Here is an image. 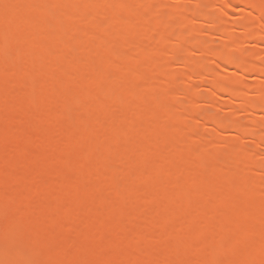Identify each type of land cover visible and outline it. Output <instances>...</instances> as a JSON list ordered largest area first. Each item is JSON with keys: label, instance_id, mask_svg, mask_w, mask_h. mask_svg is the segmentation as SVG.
I'll return each instance as SVG.
<instances>
[{"label": "rangeland", "instance_id": "1", "mask_svg": "<svg viewBox=\"0 0 264 264\" xmlns=\"http://www.w3.org/2000/svg\"><path fill=\"white\" fill-rule=\"evenodd\" d=\"M0 1H2L0 3L4 5L3 0ZM8 1L9 0H7V2ZM22 1H24V4ZM34 1L36 3L35 5ZM38 1L40 0H19V3L16 4V7L21 6V8L18 7L16 8L17 10L15 9L16 2L14 3L13 0L9 1L12 2V4L9 2V4L5 3L6 5L4 6L0 4V16L3 17L0 18L5 20L8 18L11 19L7 20L10 24L15 22V19L19 20L15 22V24L19 23L17 24L18 27L8 24L11 26L8 27L10 30L5 28L7 27L5 26L7 21H4L5 23H0L2 24V26L0 25L2 28L3 25L5 26L3 31H1L2 28L0 27V34L3 32L2 34L5 35L4 36L1 34L3 38H0V53L3 51V55H0V264H64V262L65 264H123L122 261L123 259L126 260V258L128 260L127 264H178L177 262L181 260V264H200L202 261H204V264H260V261L263 262L264 236L260 234L259 230L262 232L264 229V138L261 137L264 136V22L260 21L264 16V8H262L264 0H253L254 6H256L257 9H251L253 11L257 10L256 12L250 10L251 6L245 7V5H241L245 4L247 0H240V2L242 1L244 3L238 2L239 0H150L153 2V4H146L148 7L144 6L145 3H147L144 2V0H139L138 2H136V0L134 2L135 5L133 4L132 8L131 0H124L125 2L123 4L126 3L124 8H122L123 6H120V4L123 5L122 0H108L109 2L106 1L107 4L104 2L105 5H103V1L100 2L101 0L99 3H97L96 0L94 1V3H97L96 8L99 7V10L101 5L103 7L106 6L107 9L110 8L112 4V7H114V4L117 3L115 1H122L121 3L118 2V4L122 9H124H121L124 14L122 12V14H120L119 11L121 10L116 11V14L112 13L113 15L115 14V18H111L114 22L117 21L116 23H113L114 28L116 27L115 24L122 22L125 25V27H123L124 25L120 24V26L122 25L121 28L123 30H125L126 25H129V28L133 30L130 25L136 21L139 25L149 24V26L146 25V27H149L150 29H145L146 27L144 28L142 25L145 31L148 30L152 32V34L149 35L147 33L148 31L145 32L147 33L146 35H148H145V40H148L146 37L149 38V43L144 40V36L140 38L139 35H135L134 31L130 35H126L127 32L129 33L130 29H127L128 31H126V34H124L125 32H122V29L119 27L117 30L119 29L118 31H121V34L117 35L119 32H117L116 29L113 27L109 29L111 23H108L107 18V22L105 21V24H109L108 27H106L107 25L105 24V27L97 26L93 28L86 25V22L89 19L88 16L91 13V15L94 14L92 8L95 7V4H92L93 1L91 3L89 0H70V2H74L72 4L70 3V6L69 3H66L68 0H63V4L66 3L68 6H70L64 8L65 10H73V8L77 10L79 6L84 7V9L80 7L81 11L76 12L73 10L71 13L68 11L70 15L68 12V14H66V11L60 4L62 2L60 1V3L57 1L59 4L55 2V0L50 1V3L53 2L52 4H49V0H46L47 4H45L46 2L42 3L45 0L41 2ZM250 1L247 2L250 3ZM28 2L32 5L27 4ZM37 2L38 4H41L37 6ZM75 2L77 4H75ZM89 3H91L94 7H92ZM127 3L130 4L129 8L133 9L131 12L130 10H127L130 13H125L128 5ZM252 3L249 5H252ZM74 4L75 6L79 5L77 6L78 8L74 7ZM98 4H100V6H98ZM41 5H47L48 7L46 6V8H44L45 11L43 10V12L45 13L42 14L43 16L41 15V18L37 19L38 17H36V14L34 15L33 12L36 13V10L39 12L38 7ZM88 5L89 7H92H90L91 13L89 12ZM63 6L66 7L65 4ZM42 8L43 7L41 6V9ZM96 8L94 11L96 10L98 14H100ZM20 9H23V11ZM112 9L113 10L111 12H114V8ZM110 10L111 9H107L109 13ZM96 11L95 14L97 13ZM62 12L63 15H66V19L62 16L65 22H63L62 19H59L62 15ZM32 15L35 16L36 20H34L35 18ZM38 15L40 14L37 13V16ZM104 15H102V17ZM110 15L108 13L106 14V16ZM57 16L59 18L55 19ZM94 16L101 18V16L98 17L99 15H93V18ZM159 16H163V18H159ZM58 19L60 22L62 21L63 25L65 23L67 26L59 24L60 22ZM114 19H116V21ZM118 19H120V22ZM191 19L193 20L189 21ZM98 20L100 19H97L95 22L96 24ZM101 20H103V18ZM34 21L37 22L35 23ZM186 21H188V23ZM31 22L33 23L30 24ZM89 22L91 23L90 20L88 23ZM243 22L245 23L243 24ZM48 23H50V26H48ZM68 23H71L74 28ZM137 23L136 25H138ZM169 23L172 25L171 27H166L167 30L165 31V26ZM186 24L187 26L185 27ZM100 25L103 26V23ZM84 26L86 29L83 30L81 27L85 28ZM181 27L190 29L186 30L187 32L184 31L185 28L184 30L181 29L180 33L179 31ZM61 28L64 29L62 30ZM138 28L140 30H134L143 35L144 30L142 31L143 34L140 32L143 28L141 29L139 26ZM132 30H130V32ZM183 31L185 32V35H183L184 33L182 34ZM31 33H33V36H35L34 41L32 39L33 36L30 38ZM28 34H30V36H28ZM258 34L261 35L260 38L257 37ZM45 35H50V39L52 38L51 44L47 43L49 42V37L47 36L48 38H44L46 37ZM99 35L100 37H98ZM24 36H28V38L32 40L28 41L29 39L27 38L29 43H27V41L25 43V40H23ZM109 36H113L112 38H115L116 36L119 38V41L117 38L115 41L118 42H115L116 44H114L113 39L109 38L106 40ZM178 36H180L181 39ZM6 37L9 39V41L4 39ZM37 37H43V40L41 41V39H38ZM102 37L105 38L107 44L108 41L111 40V45H105L103 49H101L102 47L99 48L96 44V40H99L97 43L100 44L99 46H101L103 44L101 41H105ZM36 38L39 40L37 43ZM98 38H101L102 40ZM16 39H19V41L17 42ZM45 39L46 46L43 45L44 47H42L41 44L39 45V43H44ZM55 39L57 40L54 43ZM66 40H69L68 45ZM143 40L144 43L146 42V44H143L142 46ZM2 41H5L8 46H3L5 42L2 43ZM93 42L95 43V47H98L97 50L94 47V44H91ZM63 43H66V45ZM79 43L85 44H81L83 45V48L77 51L79 45L77 47L76 44ZM16 44L18 45L15 46ZM21 44L23 46H21ZM147 44L149 47L147 48L149 50L146 49L144 51L143 49L142 51L144 45ZM150 45L152 47H150ZM1 46L3 47L1 48ZM68 46H70V50L68 49ZM5 48L6 54L4 55ZM135 48H137L138 52ZM150 48L152 50H150ZM13 49L15 51H13ZM66 49H68V51ZM36 50H41V52L39 51L37 54ZM92 50H96L97 54L95 53L96 51L93 52V54ZM71 51L72 53H70ZM66 52L70 54V58L76 59L70 60L69 55H66ZM218 53H221L224 58L217 59L215 55ZM62 55L68 56V59L65 57V61H63L64 57ZM126 55L129 57L127 56L126 58ZM130 55H134L131 57V60ZM136 56L137 58L140 56V58H143L146 61L143 60V62H141V60L139 61V58L137 59L138 61L134 60V57L136 58ZM123 57L125 60H123ZM226 57L229 58L230 61L231 59L234 60L233 66L238 63L240 64V62L243 63L238 67V69H236L237 67H233L232 65V67L229 66V61L225 62ZM121 60H123V63L126 61L124 63L126 65L122 64L124 67L126 66V71L129 69L127 65L135 61L133 62L134 65H129L130 67H134L135 73H130L133 71V69H131L132 67L129 69L130 74L124 72L125 70L122 68L123 66H119L118 63ZM111 62H114V64ZM136 62L139 63L137 64ZM150 62H155V64ZM92 63H94V66ZM121 63L122 61L120 64ZM33 64H36L35 67ZM112 64L115 67H111L110 65ZM117 64L118 68L116 67ZM26 65H28L27 68L30 66L29 69H32L33 67L35 68V70L34 68L31 70V75L28 73ZM98 65H100L99 68ZM151 65L152 67L155 65V67H153L154 71L152 70L153 68H151ZM241 66L242 68H240ZM88 68H91V70ZM82 69L85 72H83ZM155 70H160L161 72L158 71L159 74H162L163 72V78L164 75H167V77L172 76V78L169 79L170 82L171 79H176V77L181 76V79L177 78L176 82L173 80L175 82L174 84H167L166 81L168 78L166 77L167 79H164L165 81L160 79L161 75H159L160 78H158V72L156 73ZM34 71L37 73L36 75L40 80L36 85V98H33V92H31V94L33 93L31 95L32 97L28 93L33 82L36 80L38 81L36 76L35 81L32 77V75L34 76L35 74L33 73ZM86 71H88V73L90 71L92 75L89 76L90 73L88 75L84 74L87 73ZM123 72L130 76H137L135 74H138V77H140L144 75V78H147L145 80H149L150 82H143L145 81L142 80L144 79L143 77L141 79L137 77V79H139L137 82L135 77L129 78L128 76L129 81L127 77H123L125 78L123 81L125 83L123 84V78H120V76L125 75ZM78 74L82 76L86 75L87 77L84 79L81 78V80H76L75 78ZM98 76L100 78L103 76L102 78H106L107 81L109 78L108 85L105 83L106 80L103 81L104 79H100L102 82L100 80L98 81L105 84L99 86L100 82L97 81V83L96 80H94L95 77H97L95 79H98ZM154 76L161 82L159 83L157 80L158 83L156 84L158 85L155 87V84L151 86L153 83H155L153 82L154 79L152 78ZM72 77H74L76 81H74ZM130 80L133 83L136 82L134 83L135 85L133 83L131 85ZM169 80L167 82H169ZM58 81L60 82L58 83ZM139 81L142 82V86L146 85L145 88H149L148 90L146 89L147 95L150 93L149 95L153 96L152 100L150 98V100H147L146 98L145 101H154L155 103L158 100L156 99L158 95L157 98H159V101L161 98V101H163L164 98V101H166V106L165 102L161 103L160 101L155 104L156 106H154V104L152 106V102H150L151 109L143 107L145 106L144 104H148L149 106L150 104L149 102H145L143 104V97L141 98L143 99L142 101L139 100L141 97L140 95L146 92L145 90V92L139 93L140 90L143 91L145 89H142L141 85H137L141 83H139ZM56 82L60 87H58L57 84L54 85ZM61 82L62 84L64 83L66 85H61ZM92 82L97 83L98 85L94 84L93 88L91 87L93 86ZM221 85L222 88L220 89L219 87H221ZM224 85L227 86L225 87ZM150 86L154 89H151ZM76 87L77 90L79 89L78 96L75 93L77 92ZM215 87H217L218 91H221L225 87L224 89L227 88L228 91L231 90L230 92L233 93H231L233 96L230 97V92L229 96H225V93L222 94L223 92H211L217 90ZM167 88H171V91L169 90L171 93ZM90 89L92 91L89 93L88 91ZM164 89L166 90V93L169 92L167 93V95L169 94L168 97L167 95L163 97V94H165ZM16 90H20L22 92H18L17 94L15 93L17 92ZM80 90L87 92L86 94H82L83 92ZM124 91L129 92L128 94L130 95H128L127 92L124 93ZM72 94L75 96L73 97ZM137 94L138 96H136ZM234 94L236 96H234ZM84 95L89 96L86 97ZM131 95L134 98V101L137 102V104H135L136 102L134 103V106L137 108V110L135 109V114L133 113V116L131 115L132 117L129 116L132 114L130 113L132 109H134V101ZM69 96L73 97L74 100H70ZM117 96L123 100V97H127V100L126 97L124 100L126 101L125 105L122 103L123 107H119L117 103H114V100L117 102L119 101ZM77 97H81L79 99L80 102H78L79 100ZM137 97L139 98L137 99ZM82 98H87V101L82 100ZM128 99H131L133 102L129 101ZM75 101L78 102L77 106H74V104H76ZM84 101H86L87 104ZM138 102H140L141 105ZM158 103L159 105L162 104L161 107H158ZM81 104H83V106H81ZM127 104L129 107L126 106ZM114 105H116L117 108ZM253 105L254 107H252ZM73 106L75 107V110L77 108H81L80 111H77L79 109H77L76 112L75 110H72L74 109ZM250 106L251 108H254L252 111L251 108H249ZM139 107L146 108V110L140 112V114H145V112L147 114V111H149V113L145 117L141 114L143 116L142 117L138 112L136 113V111L139 110ZM175 108L178 109L183 115L186 114V117H182L178 113L179 111L177 112ZM172 109H175L182 118L178 116V121L177 118H170L174 116L173 113L175 112H171L173 111ZM34 111H36V113ZM53 111H56V114ZM94 111L95 113H107L110 119L106 120L107 118L105 119V117H107V114H105V116H102L100 120L96 118L100 114L98 113L99 115H95ZM184 111L185 113H183ZM63 112L65 115H62ZM81 112L83 113L80 114ZM51 113H54V115ZM169 113H172L173 116ZM93 114V118L96 116L95 119L92 118ZM126 114L128 116L127 118H130V120L127 119L125 121ZM166 114L169 118L162 116L163 120L157 121L159 120L157 117L160 115L166 116ZM34 115H36V117ZM103 117L105 120H103ZM204 117H206V119ZM208 117H210V119ZM30 118H34L35 120L32 124L28 125V123H31L32 121ZM46 118H50V120ZM44 120H48L46 125V121L44 122ZM94 120H97V122ZM123 120L125 123H122ZM105 121H108V123ZM110 121L115 122L112 123ZM159 122H161L160 124L163 127H160V124H158ZM110 123L114 125H111ZM41 125L45 126L42 127ZM90 125L92 131L88 132V130H90ZM115 125L117 126L115 127ZM80 126L82 127L78 128ZM86 126H89V128ZM83 127L88 129H86V133L82 131ZM76 128L80 129L81 132L77 131L78 129ZM182 134L187 135V137L189 136V138L193 136L191 138L192 141H186V143H184L185 145L183 144L185 146L184 149L186 148L187 144L188 148H186V150L188 151L184 150L185 152L176 154L177 152L174 151L175 147H171L177 146L175 143L178 144V135L181 136ZM72 136L73 138H70ZM252 136H254V138ZM120 137H123L125 140L127 139V143H124L125 145L123 144V146L121 145L123 138L121 141H119ZM136 137H139V141L141 138L143 140L145 137L144 139L149 142L148 144L146 142V145L148 146H146L147 149L143 147L145 145V141H143V143L141 142L142 140L140 141V145L143 143L144 145L141 147L144 149L142 150L139 149L141 147H137L140 146L135 143H138V141L133 140L136 139ZM115 138L118 140H115V142L112 141V139ZM255 138L256 140H253ZM106 139L107 141H105ZM109 139L110 141L108 142ZM258 140L263 142H257ZM70 141H73L74 144ZM255 141L256 143L254 144ZM69 142L71 143L69 144L70 147L74 146V148L71 147L70 149L67 146L68 144L66 143ZM112 142H114L115 145ZM88 144L89 146L91 144L92 148H88ZM105 144L107 145L105 146ZM204 144H206V147ZM107 146L110 150L108 149L103 155L101 151L103 148H107ZM213 146L215 147L213 148ZM67 147L69 149H67ZM164 147H166V150H163ZM168 147L173 150V160L170 158L166 159V154L163 153L166 152L169 154L171 152ZM216 147L217 149H215ZM154 149L159 150V152ZM167 150H169V153ZM201 151H204V153ZM34 153L35 155H33ZM173 153H175L174 155L176 156H174ZM211 155L214 156L213 159ZM197 158H201V161L197 160ZM167 160L170 161L167 162L168 165L166 163ZM197 162L200 163V166ZM187 163H190V165ZM185 166L191 167V171H189L190 168H187L189 172H186L187 170L184 171L187 174L183 172L186 175L182 173V170L185 168ZM21 167L23 168L22 170ZM157 167H162V170L159 168V170H156L158 174H155L158 176H152V168ZM18 168H20V170ZM23 170L24 172L22 173ZM97 170L100 173H98ZM178 170L179 172H177ZM237 172L239 174H237ZM62 174L65 178L62 176ZM169 174L173 177H170ZM232 174H235L232 176L233 179L231 178ZM126 175H129L132 180H134L132 181L129 179L130 182H125L122 177H127ZM224 175L226 176L224 177ZM228 177L231 179L230 181ZM148 178L149 180L151 179V181H148ZM122 179L125 184L122 182ZM166 179L168 181L170 179L171 180L169 182L167 181L168 183H164V181L166 182ZM227 179L229 184L226 183L227 181H225ZM152 180L155 181H153L155 184L151 183ZM139 181L140 183L142 182V184L139 185ZM223 181H225V184ZM234 181L235 183H233ZM230 182L232 183L230 184ZM17 183L19 184L18 188ZM163 183L165 184V189L163 188ZM134 184H136L137 187ZM197 184H200L202 188L199 189L200 186ZM220 184L223 185V187L227 186L225 189L228 188L229 185H233L231 188L233 191L230 193L231 195L227 197L221 196L223 198H218L215 200L213 199V194L215 195L216 193L217 195L219 190L222 189L218 188ZM14 185L15 187L13 188ZM143 185L145 186V189L142 187ZM166 185L168 186L167 188L170 187L171 189L169 188V190H167ZM140 186L143 188V190ZM193 186L195 188L198 186V193ZM121 188L125 191L127 190L126 193L125 191H122ZM190 188H193L194 190H191ZM258 188L260 190H258ZM215 189L218 191L216 192ZM30 190L32 192L35 191V194H32ZM145 190L147 192H145ZM13 192L15 194H13ZM127 192L131 194H127ZM183 192H185L186 195L183 194ZM123 193L124 195L127 194L128 196L130 195L132 197H124V200L123 197L120 196L123 195ZM171 193L173 194V196H171L173 199L167 196L168 194L172 195ZM200 193L203 194L199 199L202 200V202H197L201 195ZM95 194L96 198L97 195H100V198H97L98 201L97 203H94V205L93 202L95 199ZM114 194L116 196H114ZM179 195L182 196L180 197ZM187 195L189 196L190 200H193L194 198L196 200H194L193 203L190 200L189 202ZM75 196L78 197L76 200L77 203H75L76 201L72 202L76 199ZM80 196L83 197L81 198ZM166 196L170 200L165 198ZM196 196H198V198ZM175 197H177L178 200L181 199L180 201L176 200V202H179L180 204L173 201L175 200ZM69 198L72 200H69ZM7 201L9 203H7ZM69 203H71V205ZM152 203L154 206L151 205ZM60 204L61 206L64 205L66 208L60 207ZM156 204H159V206L157 207ZM181 204L184 207L177 208L178 206H181ZM217 204H219V207H217ZM32 210H37L39 217L32 218ZM58 210L62 212L59 213ZM238 210L239 212H237ZM188 213H192L193 216H191L192 214H189L188 216ZM198 214H200V216ZM252 214L253 219L251 218ZM141 215L145 217V219ZM183 215L188 216V219L192 217L194 218H192V220L188 223L187 217L184 218ZM219 215H222L221 222H223L225 218L227 222L225 223V226H223L224 222L221 223L219 221ZM198 216L200 217V220L198 219ZM195 217H197V220ZM229 217H231L230 221ZM59 218H61V220ZM148 219H150L149 222ZM192 221H194L195 225L192 223ZM196 221L198 222L196 223ZM181 222L182 225H180ZM218 222L221 223H219V226L216 225ZM231 223L232 225L235 224L236 227L234 226V229L231 228ZM10 224L12 226H9ZM13 225H15V228ZM182 226H184V228ZM186 226H188L190 229H188ZM7 228L8 230H6ZM146 228L147 230L149 229V232H147ZM171 230H173V232ZM164 231L167 232V236H164ZM169 235L170 238L168 237ZM171 237H175L172 239H176V241L174 240L173 242ZM168 239H170V241ZM182 239L183 241H181ZM164 241L166 245L164 244ZM178 241L184 244L179 245ZM137 242H140L139 244L142 247L138 246L139 244ZM173 244L178 245L172 246ZM224 244H228V247L226 248V245ZM253 245H261L263 252L261 253V251H256L255 253L254 250L256 247H254L252 251ZM136 246L142 249L140 250ZM220 247H222V249L225 251L223 252L221 249L219 250L218 248ZM197 250L199 252H203V254L202 252L200 253L202 257L198 253V257H201V259H198V261L195 257L190 258V255H195L197 257V254H194L195 251L196 253L198 252ZM151 253L152 255H150ZM155 254L157 255L155 256ZM262 262L261 264H263Z\"/></svg>", "mask_w": 264, "mask_h": 264}, {"label": "bare ground", "instance_id": "2", "mask_svg": "<svg viewBox=\"0 0 264 264\" xmlns=\"http://www.w3.org/2000/svg\"><path fill=\"white\" fill-rule=\"evenodd\" d=\"M9 1H10V0H9ZM9 1H8V2H9ZM41 1H43V0H40V1H38V2H41ZM47 1H48V0H47ZM47 1L45 0V1H43L42 3L46 2L45 4H47ZM50 1H52V0H49V4H52L53 2L50 3ZM57 1H58V2H59V1L62 2L63 0H55V2H57ZM66 1H67V0H66ZM68 1H69V2H68ZM68 1H67L66 3H69V5H70V3H71V4L74 3L73 1H72V2H70V0H68ZM74 1H75V0H74ZM78 1H79V0H78ZM89 1H91V3H92V1H93L92 4H95V7H94V6H92L91 3H89L92 7H94V8H92V7L90 6V7L93 9V13H94L93 15H99L98 17L101 16V18H97L96 16H94V18H93V15H91V14H92V13H91V10H90L91 8H90L89 5H88V7H89V12H90L91 14L88 16L89 19L87 18L88 20H87V22H86V25L90 26L91 28H93V27H97V26L105 27V25H107V23L105 24V21L107 22V20H108V23H109V24L111 23V25L109 26V24H108L106 27L109 26V29L112 28V27L114 28V24H113V23H116V22H117V21H116L117 18L114 19L116 22H114L112 18H115V14L117 13L116 11L121 10L122 8L125 7L124 5H126V3L123 4V3L125 2L124 0H122L123 2H122V1H115V2H117V3L114 4V5H115L114 7H112V6H113V4H112V6H111L110 8H107V9H111V10H110L111 15H110V13H109V12L107 11V9H106V6H104L105 8H104L102 5L100 6V4H102V3H103V5H105L104 2H106V1L109 2L108 0H101V1H100V0H96L97 3H99V1H100V2L103 1L102 3L98 4V6L101 7L100 10H102V11H100V10L98 9L99 7L96 8V7H97V6H96L97 3H94L95 0H89ZM131 1H132V5H131V8H132L133 4L135 5L134 2H135L136 0H131ZM138 1H139V0H137L136 2H138ZM242 1H243V0H242ZM242 1L240 2V0H239L238 2H240V3H244V2H242ZM247 1H250V0H247ZM247 1L245 2V4H241V5H243V6L245 5V7H246V6H248V7L251 6V7H250V10H252L253 8H254V9H257L256 6H254V2H253V0L250 1V3L253 2L252 5H249L250 3L247 2ZM0 2H2V1H0ZM3 2H4V5L9 4V3L12 4V2H9V3H8L7 0H3ZM13 2H14V3L16 2V3H15V9L18 8L19 6L16 7V4L19 3V0H17V1H16V0H13ZM22 2H23V4H24V1H22ZM29 2H30V1H29ZM29 2H28L27 4H30ZM31 2H32V1H31ZM38 2H37V6L41 4V3L38 4ZM58 2H57V3H58ZM60 2H59V3H60ZM64 2H65V1H64ZM107 2H106V4H107ZM118 2H120V3L122 2L123 5L120 4V6H123L122 8L119 6ZM144 2H147V3H145V5H144L145 7H148L147 5L150 4V3L153 4V2H151L150 0H148V1H147V0L145 1V0H144ZM148 2H149V3H148ZM263 2H264V1H263ZM5 3H6V4H5ZM59 3H58V4H59ZM66 3H64V4L66 5V7L63 6V5H64L63 2L60 3L61 6L63 7V9H64V8H67L68 4H66ZM110 3H111V2H110ZM248 3H249V4H248ZM255 3H257V2H255ZM0 4H1L2 6H4L2 3H0ZM35 4H36V3H35V1H34V5H35ZM58 4H56V5H58ZM75 4H77V3L75 2ZM75 4H74V7L78 8L77 6H79V5H76V6H75ZM116 4H118V5H116ZM127 4H128V3H127ZM146 4H147V5H146ZM151 4H150V5H151ZM247 4H248V5H247ZM13 5H14V4H13ZM18 5H20V4H18ZM30 5H32V4H30ZM53 5H55V4H53ZM129 5H130V4L127 5V8H126V10H125V13L128 12L127 10H130V12L133 11V9L129 8V7H130ZM11 6H12V5H11ZM23 6H24V5H23ZM41 6L43 7L42 9H41ZM41 6L38 7V11H39V12H37V10L35 11L36 13L33 12V14H34V15L36 14V17H38L37 19L41 18L40 16H41L42 14L45 13V12H43V10H44V8H46L47 5H46V6H45V5H41ZM49 6H50V5H49ZM59 6H60V5H59ZM59 6H58V7H59ZM70 6H71V5H70ZM70 6H68V7H70ZM252 6H253V7H252ZM47 7H48V6H47ZM56 7H57V6H56ZM80 7H81V6H79L78 9H80ZM102 7H103V9L106 10L107 12L104 11V10L102 9ZM2 8H3V7H2ZM19 8H21V6H20ZM22 8H23V7H22ZM26 8H27V7H26ZM34 8H35V7H34ZM36 8H37V7H36ZM72 8H73V7H72ZM81 8L84 9V7H81ZM95 8L98 9V11L100 12V14H98V12H97L96 10H95V11H96L97 13L95 14V11H94ZM112 8H114V12H111V11L113 10ZM128 8H129V9H128ZM133 8H134V7H133ZM176 8H177V7H176ZM251 8H252V9H251ZM262 8H264V4H263V7H262ZM40 9H41L42 13H41ZM63 9H62V11H63ZM69 9H70V8H69ZM78 9L76 10L75 8H73V10H75L76 12H77V11H81V9H80V10H78ZM16 10H17V9H16ZM20 10H21V9H20ZM58 10H59V9H58ZM64 10H65V9H64ZM73 10L71 9V10H65V11H66V14H68V13H69L68 11H70V13H71V11H73ZM122 10H124V9H122ZM122 10L119 11L120 14H122V13L124 14V12H122ZM171 10H172V8H171ZM178 10H179V8H178ZM21 11H23V9H22ZM44 11H45V10H44ZM46 11H47V10H46ZM75 11H74V13H75ZM174 11H175V10H174ZM176 11H177V10H176ZM252 11H253V10H252ZM252 11H251V12H252ZM256 11H257V10H254L253 12H256ZM56 12H58V11H56ZM56 12H55V13H56ZM63 12H64V11H63ZM63 12H62L61 17L63 16V17L65 18L66 15H63ZM67 12H68V13H67ZM102 12H103V13H102ZM115 12H116V13H115ZM119 12H118V14H119ZM121 12H122V13H121ZM130 12H128V13H130ZM37 13L40 14V15L37 16ZM58 13H59V12H58ZM70 13H69V15H70ZM101 13H102V14H101ZM107 13H108L110 16H106ZM112 13H115V14L113 15ZM177 13H178V11H177ZM46 14H47V13H46ZM104 14H105V15H104ZM178 14H179V13H178ZM178 14H177V15H178ZM34 15H32V16L35 18ZM69 15H68V16H69ZM102 15H104L105 17H104V16L102 17ZM157 15H158V14H157ZM157 15H156V16H157ZM165 15H166V14H165ZM42 16H43V15H42ZM58 16H59V15H58ZM58 16H57L55 19L59 18ZM113 16H114V17H113ZM118 16H119V15H118ZM121 16H122V15H121ZM191 16H192V15H191ZM0 17H2V16H0ZM30 17H31V16H30ZM44 17H45V16H44ZM61 17H60L59 19H62V21L65 22V20H63V17H62V18H61ZM111 17H112V18H111ZM160 17H161V16H159V18H160ZM189 17H190V16H189ZM189 17H188V18H189ZM2 18H3V17H2ZM2 18H0V20H1L0 23H5L4 21H7V20L9 19V18H8L7 20H5V19H2ZM42 18H43V17H42ZM45 18H46V17H45ZM47 18H48V17H47ZM49 18H50V17H49ZM69 18H70V17H69ZM90 18H92V19H90ZM102 18H103V20H101ZM106 18H107V20H106ZM157 18H158V17H157ZM161 18H163V16H162ZM165 18H166V17H165ZM260 18H261V17H260ZM43 19H44V18H43ZM59 19H58V21L60 22ZM65 19H66V18H65ZM97 19H100V20H98V22H97V24H96L95 22L97 21ZM109 19H110V20H109ZM120 19H121V17H120ZM120 19H118V21H119ZM189 19H190V18H189ZM2 20H3V21H2ZM9 20H11V19H9ZM17 20H18V19H15V22H17ZM32 20H33V19H32ZM34 20H36V18H35ZM41 20H42V19H41ZM46 20H47V19H46ZM46 20H45V21H46ZM89 20L91 21V23H90V22L88 23ZM111 20H112V21H111ZM135 20H136V19H135ZM135 20H134V21H135ZM192 20H193V19H191V20H189V21H192ZM262 20H263V21H262ZM12 21H13V20H12ZM18 21H19V20H18ZM39 21H40V20H39ZM50 21L52 22L51 19H50ZM50 21H49V22H50ZM62 21H61L60 23H59V22H58V23L61 24V25H63ZM85 21H86V19H85ZM85 21H84V22H85ZM101 21H102V23H103V26L100 25V24H102ZM109 21H111V22H109ZM260 21H261V22H264V16L261 18ZM15 22H13L12 24H10V23H8V21H7V24L5 25V26H7V27H5V26L3 25V28L5 27V28L8 29V27H11L10 25H13L14 27H18L17 24H19V23H16V24H15ZM34 22H35V21H34ZM36 22H37V21H36ZM36 22H35V23H36ZM66 22H67V21H66ZM119 22H120V21H119ZM186 22L188 23V21H186ZM32 23H33V22H31L30 24H32ZM45 23H47V22H45ZM80 23H81V22H80ZM134 23H135V24H134ZM134 23L130 25V27H132L133 30L129 28V25H126L125 30H123V29L121 28L122 25L120 26V24H123V22H122V23L115 24L116 27H115L114 29H116V31L119 32V31H118L119 29L117 30V28L120 27V28L122 29V32H125L124 34H126V31H128V30L130 29V30H132V31L130 32V30H129V33L127 32L126 35H128V34L130 35V34L134 31V34H135V35H139L140 38H141L142 36H144V37H143L144 40H145V35H146L147 33H148V35H149V34H152L151 31H148V30L145 31V29H150L149 27H148V28L146 27L147 24H140V25H139V24L137 23V21L134 22ZM136 23H137L138 25H136ZM244 23H245V22H243V24H244ZM8 24H10V25H8ZM14 24L17 25V26H15ZM52 24H53V23H52ZM52 24H51V25H52ZM68 24H69V23H68ZM98 24H99V25H98ZM104 24H105V25H104ZM112 24H113V26H112ZM129 24H130V23H129ZM260 24H261V23H260ZM0 25L2 26V24H0ZM33 25H34V24H33ZM46 25H47V24H46ZM53 25H54V24H53ZM56 25H57V24H56ZM69 25L72 26L71 23H70ZM92 25H93V26H92ZM118 25H119V26H118ZM123 25H124V24H123ZM142 25L144 26V28H145V27H146V28L144 29V28L142 27ZM150 25H151V24H150ZM169 25H170V26H169ZM171 25H172V24L169 23V24H167V25L165 26V28H166V27H171ZM173 25H174V24H173ZM239 25H241V24H239ZM1 26H0V27H1ZM19 26H20V25H19ZM48 26H50V23H48ZM63 26H67V24L65 25V23H64ZM134 26H135V27H134ZM136 26H137V28H136ZM138 26H139L140 28H141V27L143 28V29L141 28L142 30L140 31V32L142 33V31L144 30V34L142 33L143 35H141L140 33H138V31L136 32V30H134V29L140 30V29L138 28ZM147 26H149V24H148ZM186 26H187V24L185 25V27H186ZM68 27H69V26H68ZM72 27H73V26H72ZM76 27H78V26H76ZM84 27H85V26H84ZM90 27H89V28H90ZM123 27H125V25H124ZM127 27H128V28H127ZM151 27H152V26H151ZM172 27H173V26H172ZM185 27H184V28H185ZM241 27H242V26H241ZM245 27H246V26H245ZM1 28H2V27H1ZM1 28H0V29H1ZM3 28L1 29V31H3V30L5 29V28H4V29H3ZM64 28H65V27H64ZM64 28H61V29L63 30ZM73 28H74V27H73ZM81 28H82L83 30L86 29V27H85V28L81 27ZM81 28H80V29H81ZM89 28H87V29H89ZM184 28L181 27L179 32L181 33V29L184 30ZM217 28H219V27H217ZM7 29H6V30H7ZM80 29H79V30H80ZM103 29H105V28H103ZM127 29H128V30H127ZM169 29H170V28H169ZM189 29H190V28H189ZM189 29L185 28L184 31L189 30ZM246 29H247V28H246ZM8 30H10V28H9ZM11 30H12V29H11ZM13 30H14V29H13ZM44 30H45V28H44ZM67 30H68V29H67ZM73 30H75V29H73ZM76 30H77V29H76ZM151 30H152V28H151ZM166 30H167V28L165 29V31H166ZM1 31H0V32H1ZM14 31H15V30H14ZM71 31H72V30H71ZM107 31H108V30H107ZM116 31H115V32H116ZM147 31H148V32H147ZM152 31H153V30H152ZM184 31L182 32V34L184 33L183 35H185V32H184ZM243 31H244V30H243ZM47 32H48V30H47ZM57 32H58V31H57ZM59 32H60V30H59ZM72 32H73V31H72ZM72 32H71V33H72ZM109 32H110V31H109ZM145 32H147V33H145ZM150 32H151V33H150ZM179 32H178V35H179ZM186 32H187V31H186ZM246 32H247V31H246ZM246 32H244V33H246ZM2 33H3V32H2ZM2 33H1V34H2ZM16 33H17V32H16ZM42 33H44V32H42ZM69 33H70V31H69ZM104 33H107V32H104ZM136 33H137V34H136ZM188 33H189V32H188ZM259 33H260V32H259ZM1 34H0V35H1ZM13 34H14V32H13ZM34 34H35V33H34ZM66 34H67V33H66ZM113 34H114V32H113ZM118 34L120 35V34H121V31H120L119 33H117V35H118ZM124 34H123V35H124ZM134 34H133V35H134ZM162 34H163V33H162ZM251 34H252V32H251ZM254 34H255V33H254ZM260 34H262V33H260ZM260 34H258L259 36L257 35V37L260 38V36H261ZM2 35H4V34H2ZM2 35L0 36V38H1V37L3 38ZM15 35H16V34H15ZM35 35H37V34H35ZM148 35H146V36H148ZM186 35H187V33H186ZM4 36H5V35H4ZM11 36H12V35H11ZM28 36H30V34H28ZM28 36H24V37H23V40H25V43H26V41L29 39ZM32 36H33V33H31L30 38H31ZM45 36H46V35H45ZM47 36L49 37L50 35H47ZM47 36H46V37L43 36V37H44V38H48ZM71 36H72V35H71ZM110 36H111V34H110ZM110 36H109L106 40H108L109 38H111V39H113V41H114L113 43H114V44H116L115 42H118V41H119V38H118V37L115 36V38H116V39H115V38H112L114 35H113L112 37H110ZM150 36H151V35H150ZM160 36H161V35H160ZM162 36H164V35H162ZM180 36H181V34H180ZM180 36H178V37L181 39ZM252 36H253V35H252ZM43 37H42V38H43ZM98 37H100V35H99ZM106 37H107V36H106ZM254 37H255V35H254ZM27 38H28V39H27ZM34 38H35V36L32 37L33 41H34ZM37 38H38V37H37ZM37 38H36V39H37ZM42 38L40 37V38H38V39H41V41H42V40H43ZM71 38H72V37H71ZM102 38H104V37H102ZM117 38H118V41H115V40H117ZM143 38H142V39H143ZM160 38H161V37H160ZM4 39H7V37L4 38ZM32 39H31V40H32ZM38 39L36 40V43H37V41H39ZM53 39H54V38H53ZM65 39H66V38H65ZM98 39L102 40L101 38H98ZM146 39H148V40H145V41H146L147 43H149V41H150L149 38L146 37ZM161 39H162V38H161ZM2 40H3V39H2ZM10 40H11V39H10ZM16 40H17V42L19 41V39H16ZM31 40L29 39L28 41H31ZM48 40H49V42H47V43H48V44H51V42H52V38L50 39V37H49ZM50 40H51V41H50ZM56 40H57V39H55L54 43L56 42ZM70 40H71V39H70ZM72 40H73V39H72ZM82 40H83V39H82ZM82 40H81V41H82ZM104 40H105V38H104ZM106 40H105V41H101V42L103 43V44L101 43V44H102L101 46H99L100 44L97 43V42H99V40H96V44L98 45L99 48L102 47L101 49H103V47H105V45H107V46H109L108 44L111 45V42H112V41L109 40V41H108V44H107V41H106ZM144 40L142 41V42H143V43H142V46H143V44H146V42L144 43ZM182 40H183V38H182ZM257 40H259V39H257ZM7 41H9V39H7ZM12 41H13V39H12ZM28 41H27V43H29ZM41 41H40V42H41ZM66 41H67V40H66ZM74 41H75V40H74ZM84 41H85V40H84ZM184 41H185V40H184ZM3 42H5V41H2V43H3ZM13 42H14V41H13ZM13 42H11V43H13ZM71 42H73V41H71ZM86 42H87V40H86ZM2 43H1V44H2ZM15 43H16V42H15ZM23 43H24V42H23ZM30 43H31V42H30ZM32 43H33V42H32ZM38 43H39V42H38ZM45 43H46V39H45V42H44V43L41 42V43H39V45L41 44V46L44 47V46H46ZM113 43H112V44H113ZM140 43H141V42H140ZM4 44H5V45H4ZM4 44H3V46H6V45H7L6 42H5ZM63 44L66 45V43H63ZM68 44H69V40L67 41V45H68ZM81 44H85V43H79V44H76L77 47H78V45H79V47L77 48V49H78L77 51H79L81 48H83V45H81ZM91 44H92V45L94 44V47H95V43H94V42L91 43ZM13 45H14V44H13ZM17 45H18V44H16L15 46H17ZM19 45H20V44H19ZM43 45H44V46H43ZM87 45H88V44H87ZM3 46H1V48H2ZM7 46H8V45H7ZM21 46H23V45L21 44ZM37 46H38V45H37ZM70 46H71V43H70ZM70 46H68V49L70 48ZM80 46H82V47H80ZM85 46H86V45H85ZM107 46H106V47H107ZM112 46H113V45H112ZM139 46H141V45H139ZM142 46H141V47H142ZM11 47H12V46H11ZM39 47H40V46H39ZM42 47H40V48H42ZM72 47H73V43H72ZM72 47H71V48H72ZM74 47H75V46H74ZM98 47H95L96 50L98 49ZM145 47H146V48H145ZM147 47H148V44H147V45H144V47L142 48V51H143V49H144V51H145L146 49L149 48V47H148V48H147ZM150 47H152V46L150 45ZM6 48H7V47H6ZM6 48H5V50H4V55L6 54V52H5V51H6ZM65 48H67V47H65ZM65 48H64V49H65ZM88 48H89V47H88ZM3 49H4V48H3ZM3 49H2V50H3ZM11 49H12V48H11ZM34 49H35V48H34ZM68 49H66V50L68 51ZM107 49H108V47H107ZM135 49L137 50V48H135ZM135 49H134V50H135ZM138 49H139V48H138ZM155 49H156V48H155ZM155 49H154V50H155ZM8 50H9V49H8ZM16 50H17V49H16ZM41 50H42V49H41ZM41 50H39V51L41 52ZM69 50H70V49H69ZM84 50H85V49H84ZM96 50H94V51L92 50V53L95 52ZM148 50H149V49H148ZM150 50H152V49L150 48ZM13 51H15V50L13 49ZM36 51H37V50H36ZM39 51H37V54H38ZM62 51H63V50H62ZM99 51H100V49H99ZM102 51H103V50H102ZM155 51H156V50H155ZM2 52H3V51H1L0 55L2 54ZM10 52H11V51H10ZM64 52H65V51H64ZM75 52H76V51H75ZM88 52H90V51H88ZM135 52H136V51H135ZM135 52H134V54H135ZM137 52H138V50H137ZM146 52H147V51H146ZM11 53H12V52H11ZM14 53H15V52H14ZM35 53H36V52H35ZM70 53H72V51H71ZM73 53H74V52H73ZM92 53H91V54H92ZM95 53L97 54V51H96ZM98 53H99V52H98ZM140 53H141V52H140ZM140 53H139V54H140ZM37 54H36V55H37ZM67 54H68V53L66 52V55H67ZM93 54H94V53H93ZM141 54H142V53H141ZM143 54H144V53H143ZM2 55H3V54H2ZM68 55H69V58H70V54H68ZM145 55H146V54H145ZM27 56H28V55H27ZM39 56H40V54H39ZM39 56H38V57H39ZM62 56H63V55H62ZM127 56H128V55H126V58H127ZM132 56H134V55H132ZM132 56L130 55V60L132 59V58H131ZM228 56H229V55H228ZM24 57H25V56H24ZM28 57H29V56H28ZM36 57H37V56H36ZM63 57H64V58H63V61H65L66 58L68 59V56H65V55H64ZM65 57H66V58H65ZM91 57H92V55H91ZM94 57H95V56H94ZM128 57H129V56H128ZM215 57H216L217 59H218V58H221V59L224 58V57L222 56L221 53L216 54ZM17 58H18V57H17ZM21 58H22V57H21ZM32 58H33V57H32ZM138 58H139V61L141 60V62H143V60H145V59H143V58H140V56H139ZM138 58H137V56H136V58L134 57V60H137ZM145 58H146V57H145ZM168 58H169V57H168ZM22 59H23V58H22ZM25 59H26V57H25ZM25 59H24V60H25ZM29 59H30V58H29ZM71 59H76V58H70V60H71ZM118 59H119V58H118ZM120 59H121V58H120ZM27 60H28V59H27ZM34 60H35V59H34ZM90 60H91V59H90ZM90 60H89V61H90ZM123 60H125L124 57H123ZM123 60H121V61H122L121 64H120L121 61L118 62V63H119V66H121V67H122L123 65H126V64H124L126 61H124V63H123ZM177 60H179V59H177ZM14 61H15V60H14ZM14 61H13V62H14ZM20 61H21V60H20ZM73 61H74V60H73ZM73 61H72V62H73ZM86 61H88V60H86ZM137 61H138V60H137ZM145 61H146V60H145ZM227 61H229V62H228V64H230L229 66H231V65L233 66V65H234V64H233V63H234V60L231 59V61H230V59L226 57V61H225V62H227ZM236 61H237V59H236ZM238 61H239V60H238ZM10 62H11V61H10ZM10 62H9V63H10ZM34 62H35V61H34ZM69 62H70V61H69ZM133 62H135V61H133ZM133 62L130 63V64L134 65ZM141 62H140V63H141ZM147 62H148V61H147ZM230 62H231V63H230ZM14 63H15V62H14ZM16 63H17V62H16ZM30 63H31V60H30ZM32 63H33V62H32ZM66 63H67V62H66ZM77 63H78V62H77ZM89 63H90V62H89ZM97 63H98V62H97ZM111 63L114 64V62H111ZM136 63L138 64L139 62H136ZM136 63H135V64H136ZM150 63L155 64V62H150ZM242 63H243V62H242ZM242 63L240 62V64L238 63L239 65L236 64V65L233 66V67H237L236 69H238V67H239ZM11 64H12V63H11ZM70 64H71V63H70ZM99 64H100V63H99ZM102 64H103V63H102ZM102 64H101V66H102ZM105 64H106V63H105ZM113 64L110 65V66H111V67H115V66H113ZM122 64H123V65H122ZM130 64L127 65V67H128L129 69L132 67V66H131V67L129 66ZM141 64H143V63H141ZM28 65H29V64H28ZM28 65H26V68H27ZM33 65H34V67H35L36 64H33ZM92 65L94 66V63H92ZM237 65H238V66H237ZM9 66H10V64H9ZM87 66H88V64H87ZM90 66H91V65H90ZM99 66H100V65H98V68H99ZM110 66H109V67H110ZM117 66H118V64L116 65V67H117ZM232 66H231V67H232ZM242 66H243V65H242ZM242 66H241L240 68H242ZM10 67H11V66H10ZM15 67H17V66H15ZM29 67H30V66H29ZM29 67L27 68V69H28L27 71H28V73H30V75H31V70H33L34 67H33L32 69H31V68L29 69ZM96 67H97V66H96ZM153 67H155V65H154ZM153 67H152V65H151V68H153ZM2 68H3V67H2ZM26 68H25V69H26ZM98 68H97V69H98ZM100 68H101V67H100ZM106 68H108V67H106ZM117 68H118V67H117ZM122 68H124V70H125L124 72H126V73H128V74L133 73V72L135 73V71H134V70H135L134 67L131 68V69H133L132 72H130L129 69H127L128 71H126V66H125V67L123 66ZM57 69H59V68H57ZM79 69H80V68H79ZM83 69H84V68H83ZM83 69H82V71H83ZM88 69H89V68H88ZM88 69H87V70H88ZM95 69H96V68H95ZM108 69H109V68H108ZM29 70H30V72H29ZM34 70H35V68H34ZM84 70H85V69H84ZM89 70H91V68H90ZM93 70H94V69H93ZM152 70L154 71V68H153ZM242 70H243V69H242ZM5 71H6V70H5ZM23 71H25V70H23ZM27 71H26V72H27ZM155 71H156V73H157L158 71L161 72L160 70H155ZM3 72H4V71H3ZM26 72H25V73H26ZM83 72H85V71H83ZM86 72H87V73H84V74H87V75H88V74L90 73L89 76L92 75V73H91L90 71H89V73H88V71H86ZM124 72H123V74H125V75H127V76H125V75H124V76H120V78H121V77H122V78H123V77H125V78L127 77V79H128V76H129V78H130V77H133V78L135 77V79H136L137 82H138V80H139V79H137L138 74H135V75H137V76H133V75L130 76V75L124 73ZM129 72H130V73H129ZM159 72L157 73V75H158L157 77L160 78L159 75H161V78H160V79H163V80H164V79H167V78H168V80H169L170 78H172V76L167 77V75H166V76L164 75V78H163V72H162V74H159ZM1 73H2V72H1ZM4 73H5V72H4ZM20 73H21V72H20ZM28 73H27V74H28ZM33 73H35L34 76L32 75V77L34 78V81H35V78L37 77V75H36L37 73H36L35 71H34ZM79 73H82V72H79ZM134 73H133V74H134ZM22 74H23V73H22ZM141 74H142V73H141ZM4 75H5V74H4ZM75 75H76V74H75ZM75 75H74V76H75ZM78 75H79V74H78ZM78 75H77V77L75 78L76 80H81V78L84 79V78L87 77L86 75H85V76H82V75H79V76H78ZM142 75H143V74H142ZM6 76H7V75H6ZM35 76H36V77H35ZM38 76H39V75H38ZM89 76H88V77H89ZM107 76H108V75H107ZM155 76H156V75H155ZM155 76L152 77V78L154 79L153 82H155V83H153V84L151 85V86H153V85L155 84L154 87L158 85V84H156V83H158V81H159V79L156 78ZM98 77H99V76H98ZM102 77H103V76H102ZM102 77H101V78L99 77L98 79H95V78H97V77H95L94 80H96V82H97V81L100 80V79H102V80L104 79L103 81H105L106 78H102ZM142 77L144 78L145 76L143 75V76H140V77H138V78L141 79ZM166 77H167V78H166ZM174 77H175V76H174ZM37 78H38V77H37ZM72 78L74 79V77H72ZM92 78H93V77H92ZM107 78H108V77H107ZM120 78H119V79H120ZM125 78H123V80L121 79L123 84L125 83V82H123ZM152 78H151V81H152ZM177 78L181 79V76H180V77H176V79H177ZM75 79H74V81H76ZM145 79H147V78H144V79H142V80H145ZM176 79H175V78L171 79V82H170V80H169V82H167V81H168V80H167L166 83H167V84H168V83H171V84L173 83V84H174V83L177 81ZM179 79H178V81H179ZM7 80H8V79H7ZM94 80H92V81H94ZM102 80H100V81L102 82ZM132 80H133V79H132ZM142 80H141V81H142ZM157 80H158V81H157ZM173 80H175V82H174ZM39 81H40V80H39V78H38V81L36 80L35 82H33L32 86L30 87V91L28 92L30 96L34 93V95H32V96H34L33 98H36V95H37V93H35V91L37 90L36 85L38 84ZM100 81H98V82H100ZM108 81H109V78H108ZM108 81H107V80L105 81V83H107V85H108ZM125 81L128 82L129 79H128V81H127V80H125ZM141 81H139V83H140ZM148 81H149V80H147V81L145 80V81H143V82H147V83H148ZM164 81H165V80H164ZM172 81H173V82H172ZM2 82H3V81H2ZM36 82H37V83H36ZM59 82H60V81H58V83H59ZM89 82H90V81H89ZM98 82H97V83H98ZM101 82L99 83V86H101L102 84H105V83H101ZM130 82H131V85H132L133 82H132L131 80H130ZM149 82H150V81H149ZM58 83L56 82V83H54V85L57 84V86H58ZM92 83H93V86H91V85H90V86L93 87V88H94V84H95V85H98L97 83H94V82H92ZM92 83H91V84H92ZM134 83H136V82H134ZM134 83H133V84H134ZM159 83H161V82L159 81ZM162 83H165V82H162ZM259 83H260V82H259ZM141 84H142V82H141L140 84H137V85H141ZM149 84H150V83H149ZM59 85H60V84H59ZM61 85H66V84H64V83L62 84V82H61ZM128 85H129V84H128ZM134 85H135V84H134ZM147 85H148V84H147ZM216 85H217V84H216ZM216 85H214V86H216ZM257 85H258V84H257ZM257 85H256V86H257ZM90 86H88V87H90ZM141 86H142V85H141ZM148 86H149V85H148ZM151 86H150V87H151ZM172 86H173V85H172ZM219 86H220V85H219ZM224 86L226 87L227 85H224ZM58 87H60V86H58ZM62 87H63V86H62ZM67 87H68V86H67ZM96 87H97V86H96ZM145 87H146V85H145V86H142V89H144ZM164 87H165V86H164ZM225 87H224V88H225ZM69 88H70V87H69ZM93 88H92V90H93ZM215 88L217 89V87H215ZM215 88H214V89H215ZM219 88L221 89V88H222V85H221V87H219ZM224 88L222 89L223 91H222V90H221V91H218V89H217V90H215V91H211V92H213V93H215V92H216V93H218V92H221V93H222V92H223L222 94L225 93V96H226V95L229 96V92H230L231 90L228 91L227 88H226V89H224ZM17 89H18V88H17ZM88 89H89V88H88ZM146 89L148 90L149 88L147 87V88H145L143 91L140 90L139 93H141V92H142V93L145 92ZM151 89H154V88L151 87ZM165 89H166V88H165ZM165 89H164L165 92L163 91V92L165 93V94H163V97H165V96L167 95V93H169V92L171 91V90H170L171 88H170V89L167 88L168 91H169V90H170V91L166 93V90H165ZM231 89H232V87H231ZM234 89H235V88H234ZM257 89H258V88H257ZM10 90H11V89H10ZM71 90H72V89H71ZM74 90H75V89H74ZM74 90H73V91H74ZM76 90H77V87H76ZM78 90H79V89H78ZM78 90H77V92H75V93L77 94V96L79 95V94H78ZM83 90H84V89H83ZM83 90H80V91L83 92ZM92 90L90 89L88 92L90 93V91H92ZM147 90H146V92L144 93V94H146V95H147ZM259 90H261V89H259ZM14 91H15V90H14ZM16 91H17V90H16ZM149 91H150V90H149ZM225 91H226L227 93H226ZM235 91H236V90H235ZM235 91H234V93H235ZM1 92H2V91H1ZM12 92H13V91H12ZM18 92L21 93L22 91L19 90V91L15 92V93L18 94ZM31 92H33V93L31 94ZM37 92H38V91H37ZM84 92H85V93H84ZM84 92H83L82 94H86L87 91H84ZM125 92H127V91H124V93H125ZM239 92H240V91H239ZM261 92H262V91H261ZM13 93H14V92H13ZM80 93H81V92H80ZM120 93H121V92H120ZM128 93H129V92H127V94H128ZM139 93H138V94H139ZM170 93H171V92H170ZM231 93H232V92H230V94H231ZM6 94H7V93H6ZM24 94H25V93H24ZM73 94H74V92H73ZM73 94H72V95H73ZM118 94H119V93H118ZM122 94H123V93H122ZM127 94H126V95H127ZM138 94H137L136 96H138ZM144 94H141V95H140L141 97L139 96V97H140L139 100L142 101L143 99H141V98L143 97L144 100H143L142 103L144 104L145 102H147V103L149 102V104H150V102H152V101H145V99L147 98V100H150V99L152 100V99H153V96L149 95L150 93H148V95H149L150 97H149L148 95H147V96H148V97H147V96L144 95ZM232 94H233V93H232ZM232 94H231L230 97L233 96ZM15 95H16V94H15ZM25 95H26V94H25ZM27 95H28V94H27ZM116 95H117V94H116ZM128 95H130V94H128ZM142 95H143V96H142ZM156 95H157V94H156ZM170 95H171V94H170ZM0 96H1V95H0ZM30 96H29V97H30ZM32 96H31V97H32ZM38 96H39V94H38ZM74 96H75V95H73V97H74ZM84 96L87 97V96H89V95H84ZM119 96H120V95H119ZM119 96H117V98H119ZM121 96H123V95H121ZM144 96H145V97H144ZM161 96H162V93H161ZM168 96H169V94L167 95V97H168ZM234 96H236V95L234 94ZM238 96H239V94H238ZM73 97L69 96L70 100H71V99L74 100ZM125 97H126V96H125ZM125 97H123L124 100H125ZM131 97H132V95H131ZM131 97H130V98H131ZM134 97H135V96H134ZM139 97H137V99H138ZM157 97H158V95H157ZM157 97H156V99H158V100H157L155 103H154V101H153V102H152V106H153V104H154V106H156L155 104H156L157 102H160V101L162 100V98H161V100L159 101V98H157ZM8 98H9V97H8ZM75 98H76V97H75ZM80 98H81V97H79V98L77 97L78 100H79ZM83 98H85V97H83ZM83 98H82V100H86V99H87V98H86V99H83ZM88 98H89V97H88ZM115 98H116V97H115ZM149 98H150V99H149ZM154 98H155V97H154ZM66 99H67V98H66ZM77 99H76V101H77ZM132 99H133V101H134V98H133V97H132ZM135 99H136V98H135ZM113 100H114V97H113ZM113 100H112V101H113ZM117 100H118V99H117ZM124 100L119 98V101L117 102V101L114 100V103H115V104L117 103V105H118L119 107H123V105H125V102H126V101H124ZM126 100H127V97H126ZM128 100H129V99H128ZM139 100H137V101H139ZM66 101H68V100H66ZM76 101H75L76 104H74V106H77L78 102H80V100H79L78 102H76ZM86 101H87V100H86ZM86 101H84V102L86 103ZM112 101H111V103H112ZM123 101H124V102H123ZM129 101H132V100L130 99ZM133 101H132V102H133ZM70 102H71V101H70ZM81 102H82V101H81ZM135 102H136V101L133 102V107H134V109H132L133 112L131 111L130 113H132V114H130V115L128 114L129 116H131V115L133 116V113H134L135 109L137 110V108L134 106V103H135ZM164 102H165V106H166V101H164V98H163V101H161V103H164ZM67 103H68V102H67ZM82 103H83V102H82ZM122 103H124V104L122 105ZM138 103H140V102H138ZM86 104H87V103H86ZM120 104H121L122 106H121ZM129 104H130V103H129ZM135 104H137V102H136ZM84 105H85V104H84ZM110 105H111V104H110ZM140 105H141V103H140ZM144 105H145V106H143V107H147L148 109H151V108H150V107H151V104H150V106H149L148 104H144ZM157 105H158V107H161L162 104L159 105V103H158ZM250 105H252V104H250ZM254 105H255V103H254ZM254 105H253L252 107H254ZM263 105H264V104H263ZM74 106H73L74 109H72V110H75V107H74ZM81 106H83V104H81ZM112 106H113V104H112ZM114 106L117 108L116 105H114ZM126 106L129 107L128 104H127ZM126 106H124V107H126ZM131 106H132V103H131ZM137 106H139V105H137ZM148 106H149V107H148ZM110 107H111V106H110ZM110 107H109V108H110ZM133 107H131V108H133ZM141 107H142V106H141ZM141 107H139V110L136 111V113L138 112V113L140 114V112L146 110V108H141ZM163 107H164V105H163ZM163 107H162V108H163ZM260 107H261V106H260ZM57 108H58V107H57ZM112 108H113V107H112ZM155 108H156V107H155ZM249 108H251V106H250ZM77 109H79V110H77ZM77 109H76L77 111H80L81 108H77ZM141 109H143V110H141ZM148 109H147V110H148ZM175 109H176V108H175ZM175 109H174V110L172 109L173 111H171V112H174V111H175V112L173 113L174 116H173L172 113H169L170 115L173 116V117H170V118H175V119L177 118V121H178L179 117H181V116H182V117H186V114L183 115L178 109H176L177 112L179 111L178 113L181 115V116H180V115L176 112ZM253 109H254V108H251V111H252ZM0 110H1V109H0ZM59 110H60V109H59ZM76 110H75V112H76ZM107 110H108V109H107ZM127 110H129V109H127ZM130 110H131V109H130ZM180 110H182V109H180ZM256 110H257V109H256ZM32 112H33V111H32ZM34 112L36 113V111H34ZM53 112L56 114V111H53ZM59 112L62 113L61 111H59ZM96 112H98V111H96ZM249 112H250V109H249ZM54 113H51V114L54 115ZM66 113H67V112H66ZM82 113H83V112H81L80 114H82ZM84 113H85V112H84ZM98 113H99V112H98ZM98 113H95V111H94V114H95V115H99V114H100L98 117L95 116L96 118H98V119H100V120H101V117H102V116H105V114H107V113L104 114V112H102L103 115H102V113H99V114H98ZM148 113H149V111H147V114H148ZM175 113H176L177 115H176ZM183 113H185V111H184ZM30 114H31V113H30ZM32 114H33V113H32ZM51 114H50V115H51ZM67 114H68V113H67ZM75 114H76V113H75ZM77 114H78V113H77ZM94 114L92 115V118H93ZM134 114H135V113H134ZM141 114H142V113H141ZM141 114H140V115H141ZM147 114H146V112H145V114L143 113L142 115H144V117H145ZM52 115H51V116H52ZM59 115H60V114H59ZM62 115H65L64 112H63ZM137 115H138V114H137ZM142 115H141V116H142ZM34 116L36 117V115H34ZM87 116H88V115H87ZM132 116H131V117H132ZM160 116H161V118H160ZM160 116L157 117V118H159V120H157V121H162V120H163V119H162L163 117L169 118V117H167V116H168L167 114H166V116H164V115H160ZM162 116H163V117H162ZM175 116H176V117H175ZM178 116H179V117H178ZM48 117H49V116H48ZM95 117H94L93 119H95ZM121 117H122V116H121ZM127 117H128V116H127V114H126V117H125L126 119H125V121L128 119ZM142 117H143V116H142ZM182 117H181V118H182ZM106 118H107V119H106ZM157 118H156V119H157ZM204 118L206 119V117H204ZM204 118H203V119H204ZM208 118L210 119V117H208ZM30 119H31L32 121H31V123H30V122H29V123L27 122L28 125H29V124H32V123L34 122V120H35L34 118H30ZM46 119L50 120V118H46ZM51 119H52V118H51ZM54 119H55V118H54ZM88 119H89V118H88ZM93 119H92V121H93ZM105 119H106V120L110 119L109 116H108V114H107V117H105ZM105 119H104V117H103V120H105ZM123 119H124V118H123ZM209 119H208V120H209ZM48 120H44V122L46 121V122H45V125L47 124V121H48ZM89 120H90V119H89ZM111 120H112V119H111ZM116 120H118V119H116ZM128 120H130V118H129ZM170 120H171V119H170ZM52 121H53V119H52ZM94 121L97 122V120H94ZM125 121L123 120L122 123H125ZM157 121H156V122H157ZM49 122H50V121H49ZM49 122H48V123H49ZM105 122H106V121H105ZM110 122H112V121H110ZM113 122H115V121H113ZM113 122H112V123H113ZM119 122H120V120H119ZM127 122H128V121H127ZM182 122H183V121H182ZM184 122H185V121H184ZM51 123H52V122H51ZM106 123H108V121H107ZM112 123H110V124H111V125H114V124H112ZM117 123H118V121H117ZM160 123H161V122H159L158 124H160ZM54 124H55V123H54ZM94 124H95V123H94ZM115 124H116V123H115ZM120 124H121V123H120ZM126 124H127V123H126ZM10 125H12V124H10ZM13 125H15V124H13ZM45 125H44V126H45ZM48 125H49V124H48ZM123 125H125V124H123ZM123 125H122V126H123ZM127 125H128V124H127ZM20 126H24V125H20ZM20 126H19V127H20ZM41 126H42V125H41ZM44 126H42V127H44ZM49 126H50V125H49ZM82 126H83V125H82ZM82 126H80V127H78V128H81ZM116 126H117V125H115V127H116ZM86 127L89 128V126H86ZM86 127H83V130H82V131H84V133H86V129H87ZM140 127H141V126H140ZM158 127H159V126H158ZM160 127H163V126L160 124ZM15 128H16V127H15ZM15 128H14V129H15ZM21 128H22V127H21ZM60 128H61V127H60ZM78 128H76V129H78ZM141 128H142V127H141ZM143 128H144V127H143ZM23 129H24V128H23ZM56 129H57V128H56ZM76 129H75V130H76ZM89 129H90V130L87 129L88 132L92 131L91 125H90V128H89ZM144 129H145V128H144ZM58 131H59V130H58ZM77 131H80V129H78ZM237 131H238V130H237ZM237 131H236V132H237ZM80 132H81V131H80ZM88 132H87V133H88ZM236 132H235V135H236ZM94 133H96V132H94ZM94 133H93V134H94ZM184 134H185V133H184ZM238 134H239V133H238ZM95 135H96V134H95ZM95 135H94V136H95ZM22 136H23V135H22ZM75 136H76V135H75ZM178 136H179L178 141H177L178 144L175 143L177 146H172V145H170V146H172L171 148H174V147H175L174 151L177 152L176 154H181L180 152L183 153V152H185V151H188V150H186V148H188V147H187V144H186V148L184 149V147H185V146H184V145H185L184 143H186V141L191 142V141H192L191 138H192L193 136L190 135L191 138H189V136L187 137V135H183V134H182L181 136H180V135H178ZM249 136H251V135H249ZM259 136H260V135H259ZM27 137H28V136H27ZM140 137H142V136H140ZM176 137H177V136H176ZM252 137L254 138V136H252ZM261 137L264 138V136H261ZM70 138H73V136L70 137ZM70 138H69V139H70ZM122 138H123V137H120L119 141H121ZM144 138H145V137H144ZM144 138H143V140H142V138H141L142 141H141V140H140V141H141V142L145 141V143L143 142L145 145H144L143 143H142V145H144L143 147H145V149H147L148 146L146 145V142H147V144H148L149 142H148L146 139H144ZM18 139H19V138H18ZM28 139H29V138H28ZM75 139H76V138H75ZM77 139H78V137H77ZM138 139H139V137H138V138L136 137V139H133V140H134V141L137 140L138 143H137V142H135V143L138 144V145H140L141 142H140ZM259 139H260V138H259ZM25 140H26V139H25ZM51 140H52V139H51ZM115 140L117 141L118 139H117V138L112 139V141H114V142H115ZM124 140H125V139L123 138V140H122L123 142H122V143L120 142L122 146H123L124 143H127V141H126L127 139L125 140L126 142H125ZM194 140H195V139H194ZM251 140H252V139H251ZM253 140H256V138L253 139ZM262 140H263V139H262ZM22 141H23V140H22ZM29 141H30V140H29ZM105 141H107V139H106ZM109 141H110V139L108 140V142H109ZM119 141H118V142H119ZM175 141H176V139H175ZM212 141H213V140H212ZM259 141H260V142H263V141H261V140H258L257 142H259ZM20 142H21V141H20ZM25 142H26V141H25ZM67 142H68V141H67ZM70 142L73 143V141H70ZM70 142H69V143H66V144H68L67 146L71 149L72 146L70 147V145H69V144H71ZM114 142H112V143H114ZM252 142H253V141H252ZM32 143H33V142H32ZM32 143H31V144H32ZM105 143H106V142H105ZM120 143H119V145H120ZM205 143H206V142H205ZM210 143H211V142H210ZM255 143H256V141L254 142V144H255ZM25 144H26V143H25ZM33 144H34V143H33ZM73 144H74V143H73ZM73 144H72V145H73ZM110 144H111V143H110ZM110 144H109V145H110ZM117 144H118V143H117ZM136 144H135V145H136ZM183 144H184V145H183ZM206 144H207V143H206ZM206 144H204V146H205ZM214 144H215V143H214ZM106 145H107V144H105V146H106ZM114 145H115V143H114ZM119 145H118V146H119ZM121 145H120V146H121ZM124 145H125V144H124ZM142 145H140V146H137V145H136V146L139 148V147H141ZM92 146H93V145H92ZM118 146H117V147H118ZM146 146H147V147H146ZM170 146H169V147H170ZM68 147H67V149H69ZM103 147H104V146H103ZM166 147H167V146H166ZM166 147H164L163 150H164ZM169 147H168V148H169ZM202 147H203V145H202ZM205 147H206V146H205ZM214 147H215V146H213V148H214ZM72 148H74V146H73ZM88 148H92V147H91V144H90V146H89V144H88ZM88 148H86V149H88ZM171 148H169V149L171 150ZM211 148H212V147H211ZM64 149H66V148H64ZM108 149H109L108 146H107V148H106V147L103 148V150L101 151V152L103 153V155L107 152ZM139 149H142V150H143L144 148L141 147V148H139ZM192 149H193V148H192ZM215 149H217V147H216ZM100 150H101V148H100ZM109 150H110V149H109ZM149 150H150V149H149ZM154 150H156V151L159 152V150H157V149H154ZM165 150H166V149H165ZM184 150H185V151H184ZM172 151H173V150H171V152L169 153V150H167V152H168L169 154H167L166 152H163V153L166 154V155H165V156H166V157H165L166 159H167V158H170V159L173 158V156H172ZM190 151H191V150H190ZM101 152H99V153L102 154ZM201 152L204 153V151H201ZM108 153H109V152H108ZM150 153H151V152H150ZM156 153H157V152H156ZM151 154H152V153H151ZM174 154H175V153H173V155H174ZM198 154H199V153H198ZM33 155H35V153H34ZM167 155H168V156H167ZM169 155H170V156H169ZM158 156H159V155H158ZM158 156H157V157H158ZM161 156H162V155H161ZM171 156H172V157H171ZM174 156H176V155H174ZM211 156H212V159H213L214 156H213V155H211ZM15 157H16V156H15ZM15 157H14V158H15ZM17 158H18V157H17ZM159 158H160V157H159ZM160 159H161V158H160ZM177 159H178V158H177ZM194 159H195V158H194ZM194 159H193V160H194ZM200 159H201V158H200ZM200 159L197 158V160H200ZM15 160H16V159H15ZM23 160H24V159H23ZM161 160H162V159H161ZM164 160H165V159H164ZM172 160H173V159H172ZM236 160H237V159H236ZM0 161H1V160H0ZM20 161H21V160H20ZM200 161H201V160H200ZM242 161H243V160H242ZM24 162H25V161H24ZM135 162H138V161H135ZM140 162H141V161H140ZM167 162H170V161L167 160L166 163H167ZM198 162H199V161H198ZM198 162H197V163H198ZM162 163H163V162H162ZM171 163H172V162H171ZM173 163H174V161H173ZM194 163H195V161H194ZM3 164H4V163H3ZM19 164H20V162H19ZM141 164H142V163H141ZM169 164H170V163H169ZM187 164L190 165V163H187ZM195 164H196V163H195ZM199 164H200V163H198V165H199ZM8 165H9V164H8ZM24 165H25V163H24ZM24 165H23V166H24ZM135 165H136V164H135ZM137 165H138V164H137ZM139 165H140V164H139ZM164 165H165V163H164ZM167 165H168V163H167ZM198 165H197V166H198ZM214 165H215V164H214ZM0 166H1V165H0ZM2 166H3V165H2ZM17 166H18V165H17ZM17 166H16V167H17ZM194 166H195V165H194ZM199 166H200V165H199ZM3 167H4V166H3ZM3 167H1V168H3ZM5 167H6V166H5ZM9 167H10V166H9ZM14 167H15V166H14ZM24 167H25V166H24ZM151 167H152V166H151ZM215 167H216V166H215ZM6 168H8V167H6ZM12 168H13V167H12ZM58 168H59V167H58ZM159 168L161 169L162 167L152 168L153 173H152V174L149 173V174H151L152 176H158V175H155V174H158V172H156V170H159ZM183 168H184V167H183ZM187 168H190L189 171H191V167H190V166H187V167L185 166V168L182 170V173H183L185 170H187L186 172H189ZM8 169H9V168H8ZM13 169H14V168H13ZM18 169L20 170V168H18ZM22 169H23V168L21 167V170H22ZM150 169H151V168H150ZM55 170H56V168H55ZM161 170H162V169H161ZM161 170H160V171H161ZM57 171H58V170H57ZM60 171H61V170H60ZM67 171H68V170H67ZM165 171H166V170H165ZM226 171H227V170H226ZM226 171H224V172H226ZM231 171H232V170H231ZM247 171H248V170H247ZM250 171H251V170H250ZM257 171H260V170H257ZM17 172H18V170H17ZM23 172H24V170L22 171V173H23ZM94 172H95V171H94ZM97 172H98V170H97ZM150 172H151V170H150ZM163 172H164V170H163ZM177 172H179V170H178ZM180 172H181V170H180ZM186 172H184V173H186ZM228 172H229V171H228ZM56 173H57V172H56ZM61 173H62V172H61ZM98 173H100V172H98ZM165 173H166V172H165ZM182 173H181V174H182ZM184 173H183V174H184ZM229 173H230V172H229ZM240 173H241V172H240ZM248 173H249V172H248ZM159 174H160V172H159ZM161 174H162V173H161ZM163 174H164V173H163ZM186 174H187V173H186ZM186 174H184V175H186ZM237 174H239V173L237 172ZM237 174H236V175H237ZM244 174H245V173H244ZM53 175H54V174H53ZM58 175H59V174H58ZM92 175H94V174H92ZM92 175H91V176H92ZM96 175H97V174H96ZM233 175H235V174H232V175H231V178H232ZM249 175H250V174H249ZM62 176L64 177L63 174H62ZM62 176H60V177H62ZM94 176H95V175H94ZM94 176H93V177H94ZM97 176H98V175H97ZM126 176H127V175H126ZM128 176H129V175H128ZM128 176H127V177H122V178L124 179L125 182H130L129 179L132 180V178H131L130 176H129V178H128ZM148 176H149V175H148ZM169 176H170V174H169ZM171 176H172V175H171ZM171 176H170V177H171ZM181 176H183V175H181ZM225 176H226V175H224V177H225ZM60 177H59V178H60ZM167 177H168V176H167ZM172 177H173V176H172ZM235 177H236V176H235ZM241 177H242V176H241ZM54 178H55V177H54ZM57 178H58V177H57ZM64 178H65V177H64ZM64 178H62V179H64ZM149 178H150V177H149ZM149 178H148V181H151V179L149 180ZM154 178H155V177H154ZM62 179H60V180H62ZM123 179H122V182H123ZM146 179H147V178H146ZM228 179H229V177H228ZM228 179L225 180V181H227L226 183L229 184V181H230L231 179H229V181H228ZM232 179H233V178H232ZM133 180H134V179H133ZM133 180H132V181H133ZM139 180H140V179H139ZM154 180H156V179H154ZM154 180H152V182H151L152 184H155V183H153ZM170 180H171V179H170ZM170 180H169V181H170ZM173 180H174V179H173ZM55 181H56V180H55ZM137 181H138V180H137ZM167 181H168V180L166 179V182L164 181V183H168V182H169V181H168V182H167ZM174 181H175V180H174ZM176 181H177V180H176ZM225 181H223L224 184H225ZM232 181H233V180H232ZM58 182H59V181H58ZM61 182H62V181H61ZM125 182H123V183L125 184ZM154 182H155V181H154ZM223 182H222V183H223ZM54 183H56V182H54ZM132 183H133V182H132ZM135 183H136V181H135ZM164 183H163V188H164V185H165ZM178 183H179V182H178ZM202 183H203V182H202ZM219 183H220V182H219ZM219 183H218V184H219ZM231 183H232V182H230V184H231ZM233 183H235V181H234ZM17 184H18V183H17ZM121 184H122V183H121ZM140 184H142V182L140 183V181H139V185H140ZM228 184H227V185H228ZM256 184H257V183H256ZM84 185H86V184H84ZM134 185H136V184H134ZM169 185H170V184H169ZM197 185H198V184H197ZM207 185H208V184H207ZM248 185H249V184H248ZM260 185H261V184H260ZM18 186H19V184L17 185V188H18ZM179 186H180V185H179ZM198 186H200V184H199ZM198 186H197V187H198ZM245 186H246V185H245ZM258 186H259V185H258ZM14 187H15V185L13 186V188H14ZM136 187H137V185H136ZM140 187H141V186H140ZM142 187L145 189V186H144V185H143ZM142 187H141V189L143 190ZM167 187H168V186L166 185V188H167ZM173 187H174V186H173ZM175 187H176V186H175ZM180 187H182V186H180ZM193 187H194V186H193ZM197 187H196V188H197ZM206 187H207V186H206ZM225 187H227V186H224V187H223V185L220 184V186H219L218 188H219V189L222 188L223 191H222V189H220V190H219V193H218L217 195H216V193L214 192L216 196L213 194L214 198H213V196H212V198L216 200V199H218V198H223V197H221V196H224V197L226 196V197H227V196L231 195L230 193L233 191V190H231V188L233 187V185H229V187L226 188V189H225ZM255 187H256V186H255ZM117 188H118V187H117ZM169 188H170V187H169ZM169 188H167V190H169ZM194 188H195V187H194ZM196 188H195V190H197V193H198V188H197V189H196ZM200 188H202V186H200L199 189H200ZM203 188H204V187H203ZM229 188H230V189H229ZM23 189H24V188H23ZM83 189H84V188H83ZM85 189H86V187H85ZM85 189H84V190H85ZM121 189H122V188H121ZM137 189H138V188H137ZM164 189H165V188H164ZM170 189H171V188H170ZM176 189H177V188H176ZM190 189H191V188H190ZM192 189H193V188H192ZM192 189H191V190H192ZM233 189H234V188H233ZM238 189H239V188H238ZM244 189H245V187H244ZM253 189H254V188H253ZM26 190H27V189H26ZM32 190H33V189H32ZM81 190H82V189H81ZM95 190H96V189H95ZM119 190H120V189H119ZM138 190H140V189H138ZM150 190H151V189H150ZM167 190H166V191H167ZM193 190H194V189H193ZM202 190H203V189H202ZM215 190H216V192L218 191L217 189H215ZM249 190H250V189H249ZM256 190H257V189H256ZM258 190H260V189L258 188ZM261 190H262V189H261ZM15 191H16V190H15ZM20 191H21V189H20ZM36 191H38V190H36ZM93 191H94V190H93ZM93 191H92V193H93ZM96 191H97V190H96ZM122 191H125V190L122 189ZM126 191H127V190H126ZM126 191H125V193H126ZM30 192H32V191L30 190ZM34 192H35V191H34ZM34 192H32V194H33ZM115 192H116V191H115ZM119 192H120V191H119ZM140 192H141V191H140ZM145 192H147V191L145 190ZM262 192H263V191H262ZM9 193H10V192H9ZM18 193H19V192H18ZM37 193H38V192H37ZM61 193H62V192H61ZM117 193H118V192H117ZM117 193H116V194H117ZM141 193H142V192H141ZM167 193H169V192H167ZM194 193H195V192H194ZM221 193H222V194H221ZM13 194H15V193L13 192ZM32 194H31V195H32ZM34 194H35V193H34ZM64 194H65V193H64ZM93 194H94V193H93ZM97 194H98V193H97ZM127 194H131V193H128V192H127ZM127 194L124 195V193H123V195H120V196L123 197V199H124V197L126 198V197H129V196H130V195L128 196ZM171 194H172V193H171ZM183 194L186 195L185 192H183ZM200 194H201V193H200ZM247 194H248V193H247ZM263 194H264V192H263ZM75 195H76V194H75ZM79 195H80V194H79ZM118 195H119V194H118ZM160 195H161V194H160ZM195 195H197V194H195ZM202 195H203V194H201L199 198H198L199 195L196 196V197L198 198L197 202H198V201H201V202H202V200H199V199L202 197ZM218 195H219V196H218ZM6 196H7V195H6ZM8 196H9V194H8ZM62 196H63V195H62ZM69 196H70V195H69ZM76 196H77V195H76ZM76 196H75V197H76ZM83 196H84V195H83ZM83 196H82V197H83ZM99 196H100V195H99ZM99 196L97 195V198H98V199L100 198ZM114 196H116V195L114 194ZM167 196H169L171 199H173V197H171V196H173V194H172V195H169V194H168ZM167 196H166L165 198H167L168 200H170ZM179 196H180V195H179ZM181 196H182V195H181ZM181 196H180V197H181ZM187 196H188V195H187ZM187 196H186V198H187ZM35 197H36V196H35ZM57 197H58V196H57ZM80 197H81V196H80ZM82 197H81V198H82ZM84 197H85V196H84ZM130 197H132V196H130ZM177 197H178V196H177ZM177 197H175V198H174L175 200H173V201L176 202V200H178V198H180V197H178V198H177ZM184 197H185V196H184ZM193 197H195V196H193ZM73 198H74V197H73ZM91 198H92V197H91ZM94 198H95V199H94L93 204H94V203H97V201H98V199L96 198V194L94 195ZM161 198H162V197H161ZM2 199H3V197H2ZM46 199H47V197H46ZM48 199H49V198H48ZM58 199H59V198H58ZM77 199H78V197H76V199L73 200L72 202H75ZM121 199H122V198H121ZM187 199H188V201L190 200V199H189V196H188ZM224 199H225V198H224ZM3 200H4V199H3ZM60 200H61V199H60ZM69 200H72V199L69 198ZM81 200H82V199H81ZM90 200H91V199H90ZM111 200H112V199H111ZM124 200H125V199H124ZM180 200H181V199H179L178 201H180ZM185 200H186V199H185ZM185 200H182V201H185ZM194 200H196V199L194 198L193 200H190V201H192V203H193ZM9 201H10V199H9ZM52 201H53V199H52ZM55 201H56V200H55ZM64 201H65V200H64ZM85 201H86V200H85ZM171 201H172V200H171ZM186 201H187V200H186ZM190 201H189V202H190ZM217 201H218V200H217ZM61 202H62V201H61ZM166 202H169V201H166ZM197 202H196V203H197ZM201 202H200V203H201ZM215 202H216V201H215ZM7 203H9V202L7 201ZM59 203H60V202H59ZM66 203H67V202H66ZM75 203H77V201H76ZM78 203H79V201H78ZM155 203H156V202H155ZM158 203H159V202H158ZM176 203L180 204L179 202H176ZM176 203H175V204H176ZM181 203H182V202H181ZM185 203H186V202H185ZM222 203H223V202H222ZM69 204L71 205V203H69ZM93 204H92V205H93ZM213 204H214V203H213ZM254 204H255V203H254ZM254 204H253V205H254ZM94 205H95V204H94ZM151 205L154 206L153 203H152ZM156 205H157V207L159 206V204H156ZM217 205H218L217 207H219V204H217ZM68 206H69V205H68ZM176 206H177V205H176ZM212 206H213V205H212ZM212 206H211V207H212ZM60 207H64V205L61 206V204H60ZM180 207H184V206L181 204V206H178L177 208H180ZM214 207H215V206H214ZM214 207H213V209H214ZM242 207H243V206H242ZM64 208H66V207H64ZM116 208H117V207H116ZM153 208H155V207H153ZM215 208H216V207H215ZM122 209H123V208H122ZM211 209H212V208H211ZM213 209H212V210H213ZM60 210H61V209H60ZM240 210H241V209H240ZM242 210H243V208H242ZM58 211H59V210H58ZM262 211H263V210H262ZM32 212H33V214L31 215L32 218L39 217V216H38V212H37V210H32ZM60 212H62V211H59V213H60ZM101 212H102V211H101ZM237 212H239V210H238ZM56 213H58V212H56ZM63 213H64V212H63ZM105 213H106V212H105ZM145 213H146V212H145ZM145 213H144V214H145ZM255 213H256V212H255ZM263 213H264V212H263ZM189 214H192V213H188V216H189ZM236 214H237V213H236ZM101 215H102V214H101ZM103 215H105V214H103ZM106 215H107V214H106ZM186 215H187V213H186ZM196 215H197V214H196ZM198 215L200 216V214H198ZM54 216H55V215H54ZM141 216H142V215H141ZM148 216H149V215H148ZM183 216H184V218L187 217V219H188V216H185V215H183ZM183 216H182V218H183ZM191 216H193V214H192ZM194 216H195V215H194ZM199 216H198V217H199ZM219 216H220V215H219ZM236 216H237V215H236ZM57 217H58V216H57ZM139 217H140V216H139ZM139 217H138V218H139ZM142 217H143V216H142ZM142 217H141V218H142ZM217 217H218V216H217ZM217 217H216V218H217ZM221 217H222V215L220 216V219H219L220 222H221ZM252 217H253V214H252L251 218H252ZM65 218H66V216H65ZM65 218H64V219H65ZM67 218H68V217H67ZM141 218H140V219H141ZM143 218L145 219V217H143ZM148 218H149V217H148ZM182 218H181V219H182ZM192 218H194V217H192ZM192 218L188 219V223H189V221L192 220ZM195 218H196V220H197V217H195ZM223 218H224V216H223ZM223 218H222V219H223ZM230 218H231V217H229V221L231 220ZM234 218H235V215H234ZM256 218H257V217H256ZM59 219L61 220V218H59ZM59 219H58V220H59ZM169 219H170V218H169ZM171 219H172V218H171ZM198 219L200 220V217H199ZM217 219H218V218H217ZM226 219H227V218H226ZM236 219H237V218H236ZM252 219H253V218H252ZM149 220H150V219H148V222H149ZM54 221H55V220H54ZM140 221H141V220H140ZM214 221H215V220H214ZM216 221H217V220H216ZM233 221H234V220H233ZM11 222H12V221H11ZM143 222H144V221H143ZM197 222H198V221H196V223H197ZM220 222H218V224H216V225L219 226V223H220ZM223 222H224V225H223V224H222V225L225 226V223H227L226 220H225V218H224V221H223ZM223 222H221V223H223ZM53 223H54V222H53ZM57 223H58V222H57ZM59 223H61V222H59ZM138 223H139V221H138ZM138 223H137V224H138ZM174 223H175V222H174ZM192 223L195 225L194 221H192ZM215 223H217V222H215ZM221 223H220V224H221ZM11 224H13V223H11ZM11 224H10L9 226H12ZM144 224H145V223H144ZM193 224H192V225H193ZM228 224H229V223H228ZM58 225H59V224H58ZM61 225H62V224H61ZM174 225H175V224H174ZM180 225H182V222H181ZM231 225H232V223H231ZM231 225H229V226H231ZM14 226H15V225H13V227H14ZM150 226H151V224H150ZM178 226H179V225H178ZM184 226H185V225H184ZM184 226H182V227L184 228ZM214 226H215V225H214ZM234 226H235V224L232 225L231 228L234 229V228L236 227V226H235V227H234ZM237 226H238V225H237ZM7 227H8V225H7ZM137 227H138V226H137ZM186 227L188 228V226H186ZM186 227H185V228H186ZM189 227H191V226H189ZM197 227H198V226H197ZM220 227H221V226H220ZM239 227H240V226H239ZM244 227H246V226H244ZM14 228H15V227H14ZM195 228H196V227H195ZM198 228H199V227H198ZM215 228H216V226H215ZM12 229H13V228H12ZM62 229H63V228H62ZM121 229H122V228H121ZM170 229H171V228H170ZM170 229H169V230H170ZM172 229H173V228H172ZM188 229H190V228H188ZM236 229H237V228H236ZM6 230H8V228H7ZM130 230H131V229H130ZM146 230H147V228H146ZM169 230H168V231H169ZM257 230H258V229H257ZM83 231H84V230H83ZM121 231H122V230H121ZM142 231H143V230H142ZM171 231L173 232V230H171ZM188 231H189V230H188ZM190 231H191V230H190ZM259 231H260V234H262V236H264V232H263L264 229H263L262 232H261V230H259ZM10 232H11V231H10ZM13 232H14V231H13ZM84 232H85V231H84ZM129 232H130V231H129ZM147 232H149V229L147 230ZM80 233H81V231H80ZM124 233H125V232H124ZM126 233H127V232H126ZM134 233H135V232H134ZM164 233H165L164 236H167V235H166L167 232L164 231ZM142 234H143V233H142ZM169 234H170V232H169ZM82 235H83V234H82ZM82 235H81V236H82ZM146 235H147V234H146ZM149 235H151V234H149ZM84 236H85V235H84ZM133 236H134V235H133ZM137 236H138V235H137ZM164 236H163V237H164ZM171 236H173V235H171ZM180 236H181V235H180ZM142 237H143V236H142ZM142 237H140V238H142ZM145 237H147V236H145ZM168 237L170 238V235H169ZM176 237H178V236H176ZM186 237H187V236H186ZM58 238H59V237H58ZM172 238H175V237H171V239H172ZM180 238H181V237H180ZM134 239H135V237H134ZM163 239H164V238H163ZM177 239H179V238H177ZM58 240H59V239H58ZM166 240H167V239H166ZM168 240L170 241V239H168ZM172 240H173V242H174V240L176 241V239H172ZM184 240H185V239H184ZM224 240H226V239H224ZM162 241H163V240H162ZM181 241H183V239H182ZM58 242H59V241H58ZM133 242H134V240H133ZM142 242H143V241H142ZM178 242H179V241H178ZM186 242H187V241H186ZM186 242H185V244H186ZM137 243L139 244L140 242H137ZM159 243H160V242H159ZM162 243H163V242H162ZM167 243H168V242H167ZM202 243H203V242H202ZM204 243H205V241H204ZM58 244H59V243H58ZM164 244H165V241H164ZM170 244H171V243H170ZM180 244L183 245L184 243L179 242V245H180ZM222 244H223V243H222ZM136 245H137V244H136ZM161 245H162V244H161ZM165 245H166V244H165ZM174 245H175V244H173L172 246H174ZM177 245H178V244H177ZM177 245H175V246H177ZM224 245H226V248L228 247V246H227L228 244H224ZM224 245H223V247H224ZM250 245H251V244H250ZM138 246H141V245L139 244ZM168 246H169V245H168ZM168 246H167V247H168ZM186 246H187V244H186ZM186 246H184V247H186ZM257 246H258V247H257ZM133 247H134V246H133ZM136 247H137V246H136ZM141 247H142V246H141ZM159 247H160V246H159ZM180 247H181V246H180ZM250 247H251V246H250ZM252 247H253V248H252V251H253L254 247H256V249L254 250L255 253H256V251H259V252L261 251V253L263 252V248L261 247V245H260V246H259V245H256V246L253 245ZM46 248H48V247H46ZM61 248H62V247H61ZM137 248H138V247H137ZM155 248H156V247H155ZM226 248H225V249H226ZM261 248H262V250H261ZM138 249L141 250L142 248H138ZM164 249H165V248H164ZM174 249H175V248H174ZM197 249H198V248H197ZM218 249H219V250L221 249L223 252L225 251V250L222 249V247H220V248H218ZM218 249H217V251H218ZM242 249H243V248H242ZM242 249H241V251H242ZM257 249H258V250H257ZM42 250H43V249H42ZM47 250H48V249H47ZM54 250H55V249H54ZM56 250H57V249H56ZM165 250H166V249H165ZM168 250H169V249H168ZM198 250H200V249H198ZM198 250H197V251H198ZM238 250H239V249H238ZM49 251H50V250H49ZM155 251H156V250H155ZM227 251H228V250H227ZM227 251H226V252H227ZM42 252H43V251H42ZM149 252H150V251H149ZM201 252H202V251H200V252L198 251V252L196 253V251H195L194 254H197V257H196L195 255H194V256H193V255H190V258L195 257V258H197L196 260L198 261V259H201V257H202V255L200 254ZM218 252H219V251H218ZM220 252H221V251H220ZM46 253H48V252H46ZM79 253H80V252H79ZM157 253H158V252H157ZM166 253H167V251H166ZM166 253H165V254H166ZM198 253H199V255H200L201 257H198ZM44 254H45V253H44ZM80 254H81V253H80ZM161 254H162V253H161ZM167 254H168V253H167ZM202 254H203V252H202ZM84 255H85V254H84ZM150 255H152V253H151ZM156 255H157V254H155V256H156ZM77 256H78V255H77ZM54 257H55V256H54ZM83 257H84V256H83ZM83 257H81V258H83ZM85 257H86V256H85ZM56 258H57V257H56ZM73 258H74V257H73ZM78 258H79V256H78ZM153 258H154V257H153ZM179 258H180V257H179ZM184 258H185V257H184ZM74 259H75V258H74ZM146 259H148V258H146ZM158 259H159V257H158ZM59 260H60V259H59ZM61 260H62V259H61ZM152 260H153V259H152ZM189 260H190V259H189ZM194 260H195V259H194ZM203 260H204V259H203ZM84 261H85V260H84ZM181 261H182V260H181ZM181 261H179V262H177V263L179 264ZM184 261H185V259H184ZM201 261H202V260H201ZM62 262H63V261H62ZM78 262H79V261H78ZM82 262H83V261H82ZM122 262H123V264H127V262H128L127 258H126V260L123 259ZM129 262H130V261H129ZM152 262H153V261H152ZM261 262H262V261H260V264H261ZM83 263H84V262H83ZM143 263H144V262H143ZM174 263H175V262H174ZM258 263H259V262H258ZM262 263L264 264V261H263ZM64 264H65V262H64ZM79 264H80V263H79ZM128 264H129V263H128ZM180 264H181V263H180ZM200 264H204V261H202V263H200Z\"/></svg>", "mask_w": 264, "mask_h": 264}]
</instances>
